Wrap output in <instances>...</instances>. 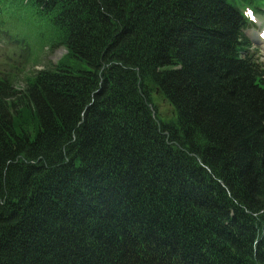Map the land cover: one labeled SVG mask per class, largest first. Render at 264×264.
<instances>
[{"label":"trees","instance_id":"trees-1","mask_svg":"<svg viewBox=\"0 0 264 264\" xmlns=\"http://www.w3.org/2000/svg\"><path fill=\"white\" fill-rule=\"evenodd\" d=\"M24 1L65 54L0 69V264H264V0Z\"/></svg>","mask_w":264,"mask_h":264},{"label":"rangeland","instance_id":"rangeland-1","mask_svg":"<svg viewBox=\"0 0 264 264\" xmlns=\"http://www.w3.org/2000/svg\"><path fill=\"white\" fill-rule=\"evenodd\" d=\"M262 11L250 15L252 24L245 33L252 43L250 52L264 65V10ZM52 43L53 31L45 16L38 14L24 0H0V69H8L6 61L18 52L29 53L30 58L17 76V81L23 83L25 76L54 65L65 54L62 47L51 49ZM70 64L81 70L87 68L74 59ZM158 107L162 113L168 111L165 105Z\"/></svg>","mask_w":264,"mask_h":264}]
</instances>
